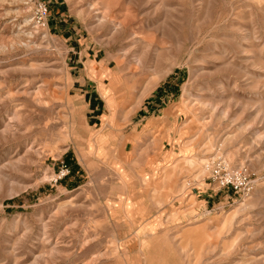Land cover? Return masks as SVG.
I'll return each mask as SVG.
<instances>
[{
    "label": "rangeland",
    "instance_id": "374dc122",
    "mask_svg": "<svg viewBox=\"0 0 264 264\" xmlns=\"http://www.w3.org/2000/svg\"><path fill=\"white\" fill-rule=\"evenodd\" d=\"M0 264H264V0H0Z\"/></svg>",
    "mask_w": 264,
    "mask_h": 264
},
{
    "label": "built area",
    "instance_id": "2783aa9c",
    "mask_svg": "<svg viewBox=\"0 0 264 264\" xmlns=\"http://www.w3.org/2000/svg\"><path fill=\"white\" fill-rule=\"evenodd\" d=\"M35 9L33 21L41 27L47 22L49 7L46 3L38 1ZM207 170L210 186L220 191L228 190L243 197L250 196L255 191L256 181L246 165L233 166L226 157L219 155L207 164Z\"/></svg>",
    "mask_w": 264,
    "mask_h": 264
},
{
    "label": "bare ground",
    "instance_id": "6f19581e",
    "mask_svg": "<svg viewBox=\"0 0 264 264\" xmlns=\"http://www.w3.org/2000/svg\"><path fill=\"white\" fill-rule=\"evenodd\" d=\"M32 24L35 26V28H37V29L40 28V26H37V25L34 23V21H32Z\"/></svg>",
    "mask_w": 264,
    "mask_h": 264
}]
</instances>
